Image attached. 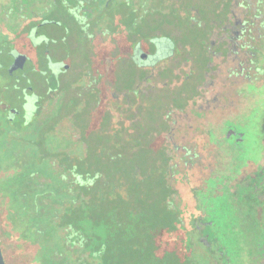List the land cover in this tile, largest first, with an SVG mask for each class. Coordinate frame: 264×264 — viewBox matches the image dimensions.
<instances>
[{
    "label": "flooded vegetation",
    "instance_id": "obj_1",
    "mask_svg": "<svg viewBox=\"0 0 264 264\" xmlns=\"http://www.w3.org/2000/svg\"><path fill=\"white\" fill-rule=\"evenodd\" d=\"M263 52L264 0H0L6 264L264 262L262 219L237 252L219 237L240 233L220 181L247 190L259 156L252 115L222 100L247 96Z\"/></svg>",
    "mask_w": 264,
    "mask_h": 264
},
{
    "label": "rangeland",
    "instance_id": "obj_2",
    "mask_svg": "<svg viewBox=\"0 0 264 264\" xmlns=\"http://www.w3.org/2000/svg\"><path fill=\"white\" fill-rule=\"evenodd\" d=\"M193 12L194 11H191V14ZM190 25H191L190 23L187 24V23L182 22L179 25V27L177 26V30H181L183 33H189L190 31H193V28L190 27ZM189 35H191V33ZM207 63H208V60H207ZM261 66L264 68V52H263L262 58H261ZM213 68L217 69V63L214 65ZM223 75H224V73H222L220 75V77ZM220 77L218 78L219 83H216L218 88H220L219 84H220V86H222V82H221ZM250 84H251L250 90H247L246 85L244 87L242 86V88H241V90H243V91L246 90L248 93L247 96H245V97L236 96L235 91L232 90L233 95L229 96L231 93H227L226 96H224L223 100L221 98L222 102L225 104L226 103L229 104V102L232 99H235V101H236L235 106H233V105L230 106V104H229V106L234 111L238 108L237 107L238 104H239V107L241 105H242V107H240L241 110L233 118L231 115H227L230 113V109H228V107L226 110L222 109L220 111V116H222V114L225 113L227 115V118H232V120L238 119V120L242 121L241 120L242 118H245L246 116H248L250 114V115H252V123L255 125H258V126H256L258 128V132L255 133L256 134V146L254 147V153L257 151L259 156H256V157L251 156L250 158L247 159L246 163H243L242 168H240L242 170H245L246 174L249 172V174L246 178V182H248L247 190H246V188L237 187L238 181L236 178H233V184L231 186H226V182H224L223 179L220 181V187L221 188L219 189V195L222 199L224 198L226 205L228 207L233 208V210L236 213L235 218L230 217V218H226V220L228 219L229 222L236 224L240 230V233L238 235V239L235 240V237L231 236V233L233 232V227H231V225L225 226V224L227 222L224 221V226L221 225L222 228L220 227L221 229H223V230H220V232H219L220 239L221 240H227L230 242H234V244H232L234 249L232 248V246H230L228 244L231 252H233V251L237 252L239 245H242L243 242L245 244H247L249 242V240H248L249 238H248L246 232L242 228V226L245 227L246 222L248 224H251L252 221L248 219L249 216H251L253 219H258V220L262 219V223L264 222V199L261 197L260 194H259V196H256L253 193V191L251 190L253 188V182L256 179H261L262 178L261 176L264 177V73L261 75H256ZM220 89H222L223 92L224 91L227 92L228 90H230V88L228 86L226 88H220ZM167 100H169V99H167ZM254 117H256V118L254 119ZM184 125H185L184 127L188 126V125H186V121H185ZM198 126H200V125H198ZM168 147L170 149H172V151L174 150L172 145H170ZM220 151H221V148H220ZM221 152H222V154L225 153L224 148L222 149ZM173 154H174L175 158H177V155L178 156L180 155L179 152H177V155H176V151H173ZM221 156L222 155L220 153L219 159H221ZM227 162H228V164L229 163L231 164L233 161L230 160ZM259 165H262V168L259 169V172L258 173L253 172L254 169L256 167H258ZM205 167H206V169H209L208 163H205ZM220 167L221 168L218 167V169H217V174H220V172H223V171L228 173L229 168L223 167L222 165ZM261 182H260L261 187L259 189L262 188L261 191H262V193H264V182L263 183H261ZM253 189H255V188H253ZM221 201H223V200H221ZM226 210H228L227 207H226ZM254 226L256 227V224ZM259 228H260V226H259ZM260 229L261 230L259 231V233H255L254 241H251L252 242V252H253V256L255 257V259H257L261 254L264 256V226L262 228V224H261ZM260 251H262V252H260ZM236 256L237 257L239 256V258H242V252L240 254H236ZM18 259L21 260L22 258H20V256H19ZM261 264H264V262H262Z\"/></svg>",
    "mask_w": 264,
    "mask_h": 264
},
{
    "label": "water",
    "instance_id": "obj_3",
    "mask_svg": "<svg viewBox=\"0 0 264 264\" xmlns=\"http://www.w3.org/2000/svg\"><path fill=\"white\" fill-rule=\"evenodd\" d=\"M0 264H6L1 245H0Z\"/></svg>",
    "mask_w": 264,
    "mask_h": 264
},
{
    "label": "trees",
    "instance_id": "obj_4",
    "mask_svg": "<svg viewBox=\"0 0 264 264\" xmlns=\"http://www.w3.org/2000/svg\"><path fill=\"white\" fill-rule=\"evenodd\" d=\"M260 252H262V251H260ZM260 256H261V258H264V256L262 254Z\"/></svg>",
    "mask_w": 264,
    "mask_h": 264
}]
</instances>
